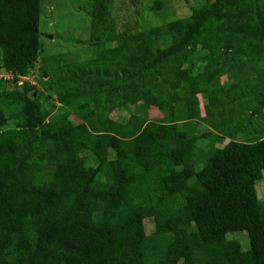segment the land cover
I'll return each instance as SVG.
<instances>
[{
  "label": "trees",
  "instance_id": "16d2710c",
  "mask_svg": "<svg viewBox=\"0 0 264 264\" xmlns=\"http://www.w3.org/2000/svg\"><path fill=\"white\" fill-rule=\"evenodd\" d=\"M114 5L46 54L41 0H0V72L35 74L0 78V264H264V0L132 32Z\"/></svg>",
  "mask_w": 264,
  "mask_h": 264
},
{
  "label": "rangeland",
  "instance_id": "374dc122",
  "mask_svg": "<svg viewBox=\"0 0 264 264\" xmlns=\"http://www.w3.org/2000/svg\"><path fill=\"white\" fill-rule=\"evenodd\" d=\"M157 1L162 2V8L158 7ZM200 1L203 0H115L114 24L119 32L145 29L153 24H163L191 14V7ZM91 10L92 0H41L40 31L45 53H66L82 49L84 55L88 54L92 50ZM257 68L258 66H248L244 68V71H253ZM7 76L8 74L0 72V78L8 79ZM223 81L227 83V78L224 77ZM129 115L127 110L113 112V117L122 121ZM154 115L162 116L161 112L153 108L150 110V116L154 117ZM72 117L75 121L79 119L74 115ZM199 129L206 131L208 128L205 123H201ZM228 141L229 139L218 145L222 146ZM257 188L259 197L264 199V178L258 181ZM152 227V221L146 220L147 232H152ZM236 236L241 238L245 246L248 245V235L245 232L237 233Z\"/></svg>",
  "mask_w": 264,
  "mask_h": 264
},
{
  "label": "clouds",
  "instance_id": "9594fccd",
  "mask_svg": "<svg viewBox=\"0 0 264 264\" xmlns=\"http://www.w3.org/2000/svg\"><path fill=\"white\" fill-rule=\"evenodd\" d=\"M4 74H8V76L11 77V78H10V77L7 76V77H8L7 80H13V82L11 83L12 85L10 84L11 87H12V86H14V87H15V86H17V87H18V86H21V85L24 83V82H23V83L21 84V83L19 82L21 79H24V81H25L26 79H29V80H32V81H33V79H34V77H35V74H34V75L31 74V75H29V76H19V78H17V79L14 80V79H13V78H14V75H13V74H11V73H4ZM30 77H31V78H30ZM9 88H10V87H9Z\"/></svg>",
  "mask_w": 264,
  "mask_h": 264
},
{
  "label": "built area",
  "instance_id": "2783aa9c",
  "mask_svg": "<svg viewBox=\"0 0 264 264\" xmlns=\"http://www.w3.org/2000/svg\"><path fill=\"white\" fill-rule=\"evenodd\" d=\"M8 77H10V76H8ZM11 78V77H10ZM21 84L24 82V79H21L20 81H19Z\"/></svg>",
  "mask_w": 264,
  "mask_h": 264
},
{
  "label": "water",
  "instance_id": "95a60500",
  "mask_svg": "<svg viewBox=\"0 0 264 264\" xmlns=\"http://www.w3.org/2000/svg\"><path fill=\"white\" fill-rule=\"evenodd\" d=\"M46 77H47V75H46ZM11 87V86H10ZM15 87H17V86H15Z\"/></svg>",
  "mask_w": 264,
  "mask_h": 264
}]
</instances>
